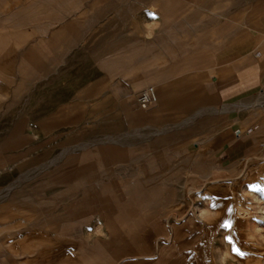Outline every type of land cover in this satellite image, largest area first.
I'll list each match as a JSON object with an SVG mask.
<instances>
[{
	"label": "rangeland",
	"instance_id": "374dc122",
	"mask_svg": "<svg viewBox=\"0 0 264 264\" xmlns=\"http://www.w3.org/2000/svg\"><path fill=\"white\" fill-rule=\"evenodd\" d=\"M11 10L0 0V239H13L15 264L118 262L120 249L141 258L161 229L190 264H264V90L247 101L256 143L244 155L228 164L195 143L209 127L197 109L210 53L263 25L264 0H31ZM174 75L183 128L174 107L140 110L124 85L139 76L157 89Z\"/></svg>",
	"mask_w": 264,
	"mask_h": 264
},
{
	"label": "crops",
	"instance_id": "0c3cea01",
	"mask_svg": "<svg viewBox=\"0 0 264 264\" xmlns=\"http://www.w3.org/2000/svg\"><path fill=\"white\" fill-rule=\"evenodd\" d=\"M28 1L31 0H2L13 9L11 14L15 13L16 4ZM227 41L229 42L227 43ZM189 56L187 67L189 69L191 66L190 74L195 75V57L193 53H190ZM205 76H207L206 82L201 87L203 101L199 103L200 107L197 111L207 116L210 121L208 132H201L198 137L199 142L195 143L200 146L199 150L201 148L213 150L223 162L229 164V160L241 157L256 143L255 130L251 127L249 120L247 101L264 90V24H249L238 29L223 44L221 41L220 45L210 53L209 66L205 70ZM181 81L180 75H174L172 79L157 82L155 86L157 89H155L147 84L148 79L139 82V76H135L124 85L131 94H136V99L141 90L147 87H153L155 91L158 90L160 98L150 108L155 107V110L170 112L168 109L174 107L175 113L178 112L175 126L180 127L183 120ZM145 85L147 86L144 87ZM192 87L194 88L196 85L183 88L190 89ZM136 99L135 105L140 109ZM168 230H151L152 242H154L152 247L154 248L142 249L141 258L123 259L120 249L118 262H112L109 256L107 257L109 260H106L105 257V260L97 263L93 261L67 264H190V257H187L188 253H185L184 248L179 245L176 247L175 244L168 242L169 238L166 236ZM24 239L22 238L20 241L24 242ZM71 241L73 242L71 248L74 247V252H70V257L71 260H74V258L77 259L79 243L73 239ZM1 243H6L7 248L1 247L2 249H0L4 251V254L0 256V264H15L11 252L13 239H0ZM60 250L57 249L56 252ZM87 255L94 257V250H88Z\"/></svg>",
	"mask_w": 264,
	"mask_h": 264
},
{
	"label": "built area",
	"instance_id": "2783aa9c",
	"mask_svg": "<svg viewBox=\"0 0 264 264\" xmlns=\"http://www.w3.org/2000/svg\"><path fill=\"white\" fill-rule=\"evenodd\" d=\"M156 101L155 92L151 87H147L141 90V93L137 96L136 102L140 109H147L153 105Z\"/></svg>",
	"mask_w": 264,
	"mask_h": 264
},
{
	"label": "bare ground",
	"instance_id": "6f19581e",
	"mask_svg": "<svg viewBox=\"0 0 264 264\" xmlns=\"http://www.w3.org/2000/svg\"><path fill=\"white\" fill-rule=\"evenodd\" d=\"M151 88H152L153 91L155 92L156 101H158V92H156V91L154 90L153 87H151ZM156 101H155V102H156ZM246 214H248L247 211H246ZM231 217H232V216H231ZM229 218H230V216H229ZM232 219H233V217H232ZM241 220H242V219H240V218L237 217V221H235V222H237V224H239V225H244V223H245L246 221H245V222H242Z\"/></svg>",
	"mask_w": 264,
	"mask_h": 264
},
{
	"label": "snow or ice",
	"instance_id": "6c2138e0",
	"mask_svg": "<svg viewBox=\"0 0 264 264\" xmlns=\"http://www.w3.org/2000/svg\"><path fill=\"white\" fill-rule=\"evenodd\" d=\"M224 227H230V225L227 221H225Z\"/></svg>",
	"mask_w": 264,
	"mask_h": 264
}]
</instances>
